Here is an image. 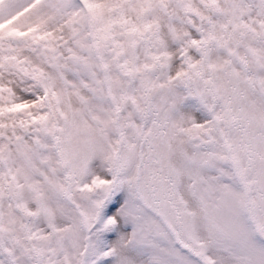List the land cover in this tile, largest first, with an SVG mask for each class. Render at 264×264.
<instances>
[{
    "label": "snow or ice",
    "instance_id": "1",
    "mask_svg": "<svg viewBox=\"0 0 264 264\" xmlns=\"http://www.w3.org/2000/svg\"><path fill=\"white\" fill-rule=\"evenodd\" d=\"M0 264H264V0H0Z\"/></svg>",
    "mask_w": 264,
    "mask_h": 264
}]
</instances>
